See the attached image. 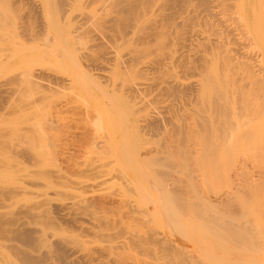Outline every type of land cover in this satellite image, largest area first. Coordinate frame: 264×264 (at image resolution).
Listing matches in <instances>:
<instances>
[{"label":"rangeland","instance_id":"obj_1","mask_svg":"<svg viewBox=\"0 0 264 264\" xmlns=\"http://www.w3.org/2000/svg\"><path fill=\"white\" fill-rule=\"evenodd\" d=\"M63 1L0 0V264H29L11 246L25 245L33 255L45 252L37 240L16 237L15 245L9 243L14 229L24 224L45 228L52 247L67 256L56 264H83L69 260L72 255L60 240L86 235L95 255L107 256L101 244L109 237L99 232L122 220L134 234L154 239L149 249L146 243L131 251L113 249L112 256L121 261L143 264L154 253L160 254L159 262L168 261L182 247L178 252L182 250L184 264H264V137L252 129L264 115L240 111L247 86L241 85L243 97L236 104L223 92L218 100L229 99V104L216 113L217 98L208 92L216 83L205 76L202 82L204 66L193 63L197 69L191 70L185 60V67L178 65L188 68L185 76L173 64V72L185 77L181 81L203 83L192 96L180 95L181 90L175 94L167 79L159 84L169 76L167 56L179 46L175 37L195 21L190 18L184 25L190 20L184 8L178 14L183 21L172 22L173 27L183 23L179 33L173 31V37L169 30L164 36L162 31L147 43L144 28L152 14L137 17L124 33L106 23L110 15L102 13L108 10L102 0L84 2L86 8L79 6L82 0ZM94 12L108 19L104 22ZM256 15L255 24H261L263 15ZM163 54L169 62L165 67L160 65ZM156 59L162 63L155 68ZM217 83H230L227 91L234 86ZM247 177L254 178L253 185ZM65 205L85 206L86 215L67 218L57 207ZM26 208L31 213H20ZM81 222L98 233L85 232Z\"/></svg>","mask_w":264,"mask_h":264},{"label":"bare ground","instance_id":"obj_2","mask_svg":"<svg viewBox=\"0 0 264 264\" xmlns=\"http://www.w3.org/2000/svg\"><path fill=\"white\" fill-rule=\"evenodd\" d=\"M88 1L90 2V5H91L92 1H93L92 3H95L94 1H98V0H82V3L79 2V3H81V5H79V6L83 5V6H85L84 8H86L87 6L84 5V4H86ZM159 1H161V2H159ZM193 1H196V0H102V3H105L103 7H106V9L108 8V10H109V11L106 10V13H105V12H103L105 9H103L102 13L104 15L109 13L110 16H108V15L107 16L110 17V18L108 19L107 16H106L107 18L106 17L104 18L103 17L104 15H102V16L98 15L99 11H97V10L96 11L98 13L97 12L96 13L94 12V13L97 14L98 18H100V17H102V19L104 18V22H106V20L108 19L107 22H106L107 24H109L111 27L115 26L117 30H120V31L122 30V32H124V31L127 32V28L130 26V24L132 22H136L137 19H139L140 16H142V15L144 16V14L146 15L147 13L149 15L152 14L151 16H153V17L149 16L151 19L149 17H147V18L150 19V21L148 23L146 22L148 25L147 26L144 25L146 27L144 29H146V31H147V35L145 34L146 35V39L144 40L145 36L143 38L140 37L141 38L140 40H144V41L147 40L146 42L149 43V41L152 38H154L155 36L157 37L159 35V33H161L162 31H163L162 34L164 33V31L169 32V30H170V32L172 31L171 34L174 33L173 31L178 32V28L181 27L178 24H180L181 21H179V23H177V25H178V26H176L177 28L173 27L172 24L174 22H177L178 20H180V18L182 16H180L178 14H179V11L184 8L186 12L184 11L185 16H184V14H183V16L184 17H189V18H187L188 20L191 18L194 21V19H195L196 22L194 21V24L196 23V25L190 23L191 26L193 25L192 27L194 28V29H191L192 27L190 25H189V28H188V26L187 27L186 26L183 27V23H181L182 27H183V30H186V31L188 30V31H187V33H186V31L185 32H181L182 36L180 35L181 33L179 34L180 36L176 33V35H178V36L175 37V39L179 37L178 41L176 40L177 43H174V44H177V46L179 44L178 47L176 46L178 49L176 50V49L173 48L174 49V53H176V54H173V52H172V54L170 53V55L167 54V55H169V56H167V57H169L168 59H171V60H169V62L172 63V65H169L170 63L167 61L168 59H167V57H165V55H164L165 53L163 54L164 56L160 55V56H163L164 59H165L162 62L166 63V64L163 63V65L160 64L161 66L165 67V65H167L169 63L167 65V69H165L166 71L163 69L164 67H159L160 66L159 63L161 61L159 62L156 59L157 62L153 63L155 68L157 67V65L155 66V63H157L159 65L158 66L159 69L162 68L165 71V73L167 71H169V72L166 73V75H168V73H169L170 77L169 76L168 77H169L170 80H168V77L165 78V76H164L162 78V80L159 81V84L162 85V84H165L167 82V83H169L167 85V87L169 89L171 87H176L175 89L171 88V90H176V91L177 90L178 91L181 90L182 92L180 91L181 92L180 95H182L184 93L188 97V94L191 95L194 91L196 92V90L198 88H202L201 86L203 84L202 83L203 79L206 77L208 79V81L216 83V84L213 85L214 87H212V84H211V86H210V83L208 84L211 87L213 93L211 92L210 88H209V91L207 89V91L210 92L209 94L211 95V98L213 97L212 94L214 95V97L217 98V99H215L216 101H215V104H214L215 105L214 106L215 109H213L215 112L216 111L217 112L221 111L223 108H225L229 104V101H228L229 99H225L224 101H219L218 100V97H220L223 92L227 93V95L229 94V96H231V98L233 97L234 100L233 99L232 100L235 101L236 98L240 99V97H243L242 89H243L244 86H247V91L249 92V94L247 93V96H245V97H248V98H246L247 99L246 101L249 102V104L247 102H246V105H244V106H243V104H241V106H239L240 111L243 109L244 112H245L248 109V111L250 110L249 113L255 114V112H253V111H256V112L259 111V112L263 113L262 115H264V28H263V26H264V18L261 19L263 22L259 21V22H261V24L260 23L259 24L256 23L257 24L256 25L255 21H254V16L257 13L260 14V15H263V17H264V0H197L196 1L197 4H194ZM252 1H254V2L256 1L255 2L256 3L255 6H251L252 5V3H251ZM64 2L65 1H63L62 3H64ZM76 2L77 1H75V3ZM84 2H86V3H84ZM106 2H108V3L106 4ZM102 3H101V5H102ZM192 6H194V7L196 6L195 9L194 8L191 9ZM78 8H79V10H82L81 7H78ZM84 8H83V12H84ZM101 9H102V7H101ZM101 9H99V10L101 11ZM70 11L71 10H69V12ZM74 11L76 12V10H74ZM254 11H256V13H254ZM83 12L79 11V13H81V14ZM110 12H111V14H110ZM182 12L183 11H181L180 13L182 14ZM79 13H77V14L79 15ZM102 13L100 12V14H102ZM89 14H91V13H89ZM260 15H258V17H260ZM89 17H88L87 20H89ZM94 17L92 16L91 19L92 18L94 19ZM184 17L181 18L182 21H183ZM81 18H83V16ZM134 18L135 19L137 18V19L134 20ZM147 18H145V19L147 20ZM177 18H179V19L177 20ZM187 19H186V21L185 20L184 21L187 22L188 21ZM190 20L187 23L184 22L185 23L184 25L188 24L189 22H192V20L191 21ZM83 21H85V20H83ZM86 22H88V21H86ZM99 22L102 23L103 21L101 20ZM142 22H144V21H142ZM257 22H258V20H257ZM95 23H96V21H95ZM104 25H105V23H104ZM104 25H103V27H104ZM259 25H261V27ZM91 26H92V24H91ZM194 26H196L198 28H195ZM111 27H110V29H112ZM171 27H173L174 29L176 28L177 31H176V29L174 30ZM185 27H186V29H185ZM124 28H126V30H124ZM131 28H132V26H131ZM189 29H191V30H189ZM102 30H104V29H102ZM179 30H182V29H179ZM104 32H107V30L104 31ZM115 32L116 31H114V34H115ZM77 33H79V32H77ZM112 33H113V31H112ZM121 35H123V33ZM125 35L126 34H124L123 37ZM163 35L165 36V34H163ZM167 36H166V38H167ZM118 37H120V36H118ZM118 37L116 36V38H118ZM123 37L121 36L122 42H123V39H122ZM173 37H174V35H173ZM170 38H171V36H170ZM102 39H104V38H102ZM172 39H174V38H172ZM116 40H118V39H116ZM160 40H162L161 37H160ZM174 40H172V41L170 40V41L173 42ZM176 41H174V42H176ZM111 42H114V41H111ZM124 42H123V45H124ZM101 43H103V42H101ZM105 44L107 45V43H105ZM138 44H140V43H138ZM115 45H116V43H115ZM120 46H122V45H120ZM139 49L140 48H138L137 51H139ZM132 56H133V53H132ZM129 57H130V55H129ZM163 57H161V58H163ZM173 60H174V62H173ZM176 60H178V61H176ZM185 60L190 62L188 64V66H189L188 68L191 69V70L194 67H196L197 64H198L197 67H199V68H200L201 65H202L201 68H203V66H204V68L206 67L205 70L203 68V71L201 72L204 75H202L200 73L202 75V77L205 76V77L202 78V82L201 81H200V83L198 82L200 79L199 80L196 79V80H198L196 83H194L195 81H193V83H190L191 80L188 83L187 79H186V82L181 81V78L182 79L185 78V77H182V74H184L186 76L185 72L188 71V68H183L182 69V67H185V66H182V63L184 64ZM175 62H177V63H176V66L174 65V67H177L179 69L181 68L180 70H182L181 71L182 74H180V72H178L179 70L176 71V72H173L175 69H177V68L173 67V64H175ZM188 62H186V63H188ZM93 63H97V61L92 62V63H91V61L89 63L86 62V64H90V65L91 64L93 65ZM186 63L184 65H186ZM193 63H197V64L195 65ZM101 64H103V63H101ZM190 64H193V65H190ZM178 65L182 66V67H179ZM96 66H98V64ZM190 66H193V67L190 68ZM158 68H157V70H158ZM170 68H172V69H170ZM145 69L146 68H144V70ZM194 69H197V68H194ZM155 72H157V71H155ZM163 72H161L160 74H162ZM165 73L163 75H165ZM178 73H179V75H178ZM33 77L35 79V78H37V75L33 74ZM158 77H162V75L161 76L159 75ZM206 78H205V81H206ZM157 79H159V78H157ZM165 80H166V82H164ZM183 80H185V79H183ZM168 81H170V82H168ZM218 81H224L225 83L232 82V84H234V86L231 84L232 85L231 86L232 89L227 91V88H228L227 85L230 84V83H227L226 86H224V85H221V84L217 83ZM160 82H164V83L161 84ZM151 83H150V85H151ZM241 85H243V87ZM156 86H157V82H156ZM164 87H165V85H164ZM167 87L165 88L166 91H168ZM177 87H178V89H177ZM205 87H204V89H205ZM229 87H230V85H229ZM150 88H151V86H150ZM158 88H161V87L159 86ZM161 89H163V88H161ZM171 90H169L170 92L169 91L168 92L172 93V95H173L174 93ZM200 90H202V89H200ZM163 91H165V90H163ZM176 91H174L175 94H178V91L177 92ZM131 92L133 93V91H131ZM131 92L129 94H131ZM205 93L207 94V92H205ZM166 95H168V94H166ZM208 97H210V96H208ZM214 97H213V99H214ZM248 99H249V101H248ZM213 101L214 100H212V104L214 103ZM233 101H232V103H233ZM241 102H242V100H241ZM235 104H236V101H235ZM177 105H178V103H177ZM259 112L256 113V114H261ZM260 118L255 121V123L256 122L257 123L253 124L252 129H253V133L260 134V135H262V137H264V116H262L261 119ZM250 132H252V131H250ZM249 135L251 136V134H249ZM249 177H247V178H249ZM251 181H254L253 177L249 178L250 186L253 185V184H251ZM57 207L61 208L62 210H64L65 211V216L67 218H71V219H73V218L75 219L77 216L83 215L85 213L84 209H83V207L85 208V206H66L65 205V206H57ZM129 207H131V206H129ZM81 209H83V210H81ZM29 210H31V209L26 208L25 210H22L23 212L21 211L20 213H25L26 214V213H28ZM33 210H32V212H34ZM43 210L44 209H42V211ZM133 210H134V208H133ZM129 211H127V212L129 213ZM40 212L41 211H39V213ZM130 213H129V215H130ZM24 215H23V217H24ZM84 215H86V213ZM18 217H19V215H18ZM79 218H80V216H79ZM127 218H128V220L130 219V217H127ZM132 218H135V216L132 217ZM128 220H126V221H128ZM12 221H11V223H12ZM124 221L123 220H122V222H117L116 221L115 222L116 224H114V227L110 231L106 230V232H104L102 230L101 231L99 230L100 231L99 233L102 234L105 238H106L105 235H107L109 237L108 240H106L107 238L104 239L105 241H108V243L105 242L106 243L105 245L100 243L102 250L106 251V253H107L106 255L107 256H102V257H100L101 255L96 256L97 253L95 252L94 247H90L89 246V243L92 242L93 240H91L90 237L87 238L86 235H82V236L78 235V237H74L73 236V238L72 237L68 238L67 241L66 240L64 241V239L60 240V242L63 241V244H61V245H64L63 247H65V250L67 249L68 252L70 253V255H72L71 258L69 257L70 258L69 260L70 261L72 260L71 262H73V260L76 261L75 259H77L78 261L83 262V264L84 263L85 264H135L136 260L134 261V260L126 259L128 261H125V260L121 261L120 258H118V257L116 258L115 255L112 256L111 253H114L112 250L115 249V248H118V249L123 248V249H127L128 251H131L133 246H135V245L146 246V244H148L147 247L149 249V247L151 246L150 245V243H151L150 240L152 241L154 239V237H153V239L152 238L150 239V237H152V236L149 237L147 235L148 233H146L144 235H140L139 233L138 234H136V233L134 234L133 232H131L134 229H132V230L128 229V227H129L128 224H127L128 222L127 223L125 222L127 225L124 226V224H125V223L123 224ZM9 225H10V221H9ZM20 225H23V224L20 223ZM79 226L83 230H86L85 232H87V231L88 232H92V233L94 232L95 235H96V233H98L97 232L98 230L93 228L94 226H90V227L88 226L87 227V225H84L82 222L79 224ZM10 227H12V226H10ZM33 227H30V226H28L26 224H24L21 227V229H20V227H19V229L18 228L14 229L15 227L14 228L12 227V228H10V231H13L12 229H14L15 232H13L14 235L11 232L12 234L9 237H12V235H13L14 236L13 241L9 242L8 239H6V238L5 239L10 244L13 243L12 245H15L14 242H16L17 239L20 238V239H23L24 241H29V242L37 240V241H39V243L41 242L42 245L46 246L45 252H43L44 254L43 253H39V254L37 253V255H33L34 252L32 254L29 253L30 250L28 252L26 250V248H23L25 245L23 247H21V245L20 246H11V248H13V247H15V249L17 248L16 250L18 252H20L21 255H23V258L29 264H56L55 263L56 259H60V260L61 259L62 260L63 259L64 260L67 259L66 258L67 256L64 254V252H62V253L60 252L59 253V251H57L55 248L52 247L53 244H51L52 243L51 241H50L51 243L48 241V239H47L48 233H47V231L45 230L44 227H39V228H35L34 227V229H33ZM94 229L97 230V231H95ZM150 230H148V231H150ZM153 232L154 231H152V233ZM155 232H157V231H155ZM152 233L150 232L149 234H152ZM100 234H98V235H100ZM16 237H17V239H16ZM137 237L140 238V239H137ZM9 239H10V241L12 240L11 238H9ZM60 242H56V243H60ZM7 246L10 247L9 245H7ZM7 246H5V248ZM172 247H174V245ZM177 248H178V246H177ZM165 249H161L162 250L161 251L162 254H164L163 250L165 251ZM116 250L117 249H115V252H116ZM171 250H174V249H170L169 251H171ZM176 251L177 250H175V252ZM178 251H177V253L178 254L180 253V255L176 254L175 252H172L173 254L172 253L170 254V253L166 252L165 253L166 256H167V254H170L171 257H172L171 259L167 258L168 261L166 259H165L166 261H163L162 259L165 257V256H163L162 259L160 258L162 260V262H159L158 261L159 259H157V258L161 257V256H158L160 254L157 255V253H154L153 256L151 255V256L148 257L149 259L144 258V259H142L143 261H141V262H143V264H184V261H185L184 259L185 258H183V255L181 254L182 250H181V252H178ZM3 252H5V251H3ZM31 252H32V250H31ZM94 252L96 253V255H95ZM9 253H10V251H9ZM65 253L67 254L66 251H65ZM152 253L153 252H151V254ZM7 254H8V252H7ZM170 255H168V256H170ZM116 256H118V255L116 254ZM12 261H14V260L12 259ZM57 262H59V261H57ZM141 262L139 260L138 263H141ZM186 262H185V264H186Z\"/></svg>","mask_w":264,"mask_h":264}]
</instances>
